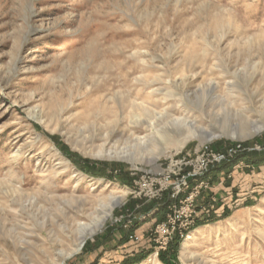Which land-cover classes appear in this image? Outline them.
Here are the masks:
<instances>
[{
	"label": "rangeland",
	"instance_id": "1",
	"mask_svg": "<svg viewBox=\"0 0 264 264\" xmlns=\"http://www.w3.org/2000/svg\"><path fill=\"white\" fill-rule=\"evenodd\" d=\"M144 101L164 115L159 131L134 128L147 116L132 102ZM173 118L201 137L186 139ZM262 125L264 0H0V264H50L74 244L78 221L106 217L112 194L124 196L113 216L62 264H169L161 253L171 264H264V163L253 162L264 131L252 134ZM137 136L149 144L134 162L96 156L106 142ZM204 143L262 148L243 157L255 169L215 180L200 196L230 187L235 200L243 187L248 198L197 223L189 253L180 235L157 251L148 231L165 218L168 197L146 203L132 194L135 173L191 160ZM137 229L142 240L130 242Z\"/></svg>",
	"mask_w": 264,
	"mask_h": 264
},
{
	"label": "built area",
	"instance_id": "2",
	"mask_svg": "<svg viewBox=\"0 0 264 264\" xmlns=\"http://www.w3.org/2000/svg\"><path fill=\"white\" fill-rule=\"evenodd\" d=\"M209 143L200 146L199 150L203 152L191 160L185 158L175 160L172 156L169 167L164 170L160 167L155 173H158V176L152 174L154 172L149 173V170L140 175L138 172L135 173L137 177L134 180L132 194L141 197L146 203L161 200L163 196L168 197L169 204L165 218L157 223L155 229L148 231L154 235L157 251L166 250L177 235L188 237L197 223L213 216H221L227 207L232 209L240 205L237 199L233 200L230 196V187L225 188L228 194L223 192L208 199H201V192L213 190L215 180L220 185H224L225 177L232 178L238 169H255V164L244 160L243 157L254 151H261L262 148H254L242 143L215 148ZM224 164H229L231 169L227 173L218 171L214 176L212 173ZM157 182L160 185L158 187L154 185ZM158 211L154 209L141 215V218L153 217ZM129 212L128 217L134 215L132 211ZM134 220H137L136 217L131 219L130 223H134ZM142 238L143 232L140 233L139 229L129 235L130 242H140Z\"/></svg>",
	"mask_w": 264,
	"mask_h": 264
},
{
	"label": "bare ground",
	"instance_id": "3",
	"mask_svg": "<svg viewBox=\"0 0 264 264\" xmlns=\"http://www.w3.org/2000/svg\"><path fill=\"white\" fill-rule=\"evenodd\" d=\"M131 109L134 111L135 110H143L145 113V116H147V119L137 118V120L134 121V125H135L134 128L138 127L139 125H144L147 129L152 128L154 130V132L159 131V128L156 130V125H157L156 121L159 118H161L162 116L164 117L163 114L159 117V115L161 113L159 114V113L152 111L146 105L145 101L142 103L132 102ZM182 119L173 118L171 120L172 121L171 123H173L178 128H185L186 129V132H187L186 139H188L190 137H201L199 135V130L197 127L189 126L188 122L183 121ZM262 131H264V125L254 129L252 134L259 133ZM167 132H168V129H166L164 131V134ZM231 132H232V130L227 129V128L225 129V127H224V129L222 130L221 133L223 135L228 136V135L232 134ZM148 144L149 143L146 142L145 137H138V136L134 137L133 140L131 139V142H128V143L124 142L122 145H118L117 142L114 144H111V145H107V142H106L105 144H103L99 147L96 156L101 157V158H109V159H114V158L126 159V160L134 162L137 159V157L140 156L141 151L144 149V147L147 148ZM205 144H207V143H204L203 145H205ZM122 197L124 198V196H122V195L112 194L109 197V200L106 201V203H104L103 206L108 209V213L106 214V217H103V218L96 217V218H93L92 221H90V222L78 221L77 227L75 229V232L77 233V239L74 240V244H72V246L69 247V249H66V250L60 249L58 251L57 258H55L53 261H51L50 264H62L65 260L77 255L81 251L86 240L90 236L94 235L100 228H102L104 226V224L106 223L108 218L113 216L114 208H115L116 204L121 201ZM201 229L202 228H198L195 231H192L189 233L188 237L186 238V242H185V246H184V254H187L190 252L189 251V244H190L191 240L198 233L201 232ZM154 262H155L154 264H156L158 262L156 258L154 259Z\"/></svg>",
	"mask_w": 264,
	"mask_h": 264
},
{
	"label": "trees",
	"instance_id": "4",
	"mask_svg": "<svg viewBox=\"0 0 264 264\" xmlns=\"http://www.w3.org/2000/svg\"><path fill=\"white\" fill-rule=\"evenodd\" d=\"M55 138V141H56V143L58 144V145H61V143H60V141L57 139V137H54ZM61 147V149L63 150V152H65V154H67V155H69L70 156V158H71V160L77 165V163H76V158L78 157V155H75L74 153H69L68 152V150H67V148H65V147H62V145L60 146ZM258 157V156H257ZM86 164H88L89 166L91 165V166H95V165H99V163H96V162H92V161H89V160H83ZM254 163H256V164H261V163H264V154H262V155H260L259 156V158H256V160H254L253 161ZM102 166V168H107V167H105V164H101ZM89 167H83V171L84 172H87V173H91L90 172V170L88 169ZM120 176L119 177H116V178H118L122 183H130V180H128V176H126L124 173H120L119 174ZM111 177H114V175H111ZM148 206H151L150 204L148 205ZM164 207V206H163ZM150 209V208H149ZM148 209V210H149ZM178 245H179V242L176 244V246L178 247ZM174 244H173V246H171V249H172V251H174ZM175 253H173L172 254V256L173 257H176V251H174ZM160 258H162V260L163 261H165V262H168L169 264H171V262L169 261V260H167L165 257H164V253H161L160 254Z\"/></svg>",
	"mask_w": 264,
	"mask_h": 264
},
{
	"label": "crops",
	"instance_id": "5",
	"mask_svg": "<svg viewBox=\"0 0 264 264\" xmlns=\"http://www.w3.org/2000/svg\"><path fill=\"white\" fill-rule=\"evenodd\" d=\"M235 182H231L230 183V185L233 187H235ZM235 189H237V188H235ZM243 192V193H242ZM253 192V191H252ZM243 194L245 197H242V198H240L239 196L237 197V201L240 203V204H242L245 200H247V198L248 197H246L247 196V194L249 195V193H250V191H248V190H246L245 188H241V189H237L236 191H235V194H237V195H239V194ZM144 209L146 208V207H143Z\"/></svg>",
	"mask_w": 264,
	"mask_h": 264
}]
</instances>
